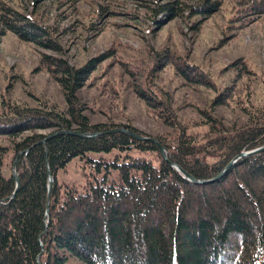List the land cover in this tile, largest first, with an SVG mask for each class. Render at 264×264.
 <instances>
[{
    "label": "trees",
    "instance_id": "16d2710c",
    "mask_svg": "<svg viewBox=\"0 0 264 264\" xmlns=\"http://www.w3.org/2000/svg\"><path fill=\"white\" fill-rule=\"evenodd\" d=\"M23 2L31 14L0 0L2 32L53 52L42 54L39 68L61 85L65 106L0 104V137L12 143L0 144V264H69L72 258L85 264H264V150L238 158L204 184L173 165L196 179L216 178L242 152L264 145V107H244L245 122L226 123L217 108L228 105L236 87L215 88L200 110L206 130L199 136L177 114L170 92L155 83L170 60L153 52L151 75L135 90L172 132L151 137L127 123H92L79 92L111 53L71 64L57 32L36 17L41 0ZM145 2L158 27L182 17L204 20L221 6L220 0ZM239 11L247 13L232 20L247 23L264 12V3L244 1ZM172 63L189 81L215 86L187 60ZM142 69L145 76L148 68ZM10 153L17 191L13 172L4 173ZM77 156L93 168L80 187L58 179Z\"/></svg>",
    "mask_w": 264,
    "mask_h": 264
},
{
    "label": "rangeland",
    "instance_id": "374dc122",
    "mask_svg": "<svg viewBox=\"0 0 264 264\" xmlns=\"http://www.w3.org/2000/svg\"><path fill=\"white\" fill-rule=\"evenodd\" d=\"M6 1L26 14L33 10L22 0ZM145 1L41 0L36 8L40 23L57 32L64 57L71 64L81 66L93 57L111 53L79 92L92 123H127L151 137L172 132L135 90L151 75L153 52L168 54L170 61L166 62L170 64L151 80L154 78L160 89L170 92L177 114L199 136L206 130L200 110L215 96V88L236 87L228 105L217 108V114L226 123L245 122L244 107H264V12L247 23L232 20L239 13H247L239 11L244 1L255 0H220L219 10L207 19L182 17L159 27L149 18L148 7L152 4ZM2 29L0 26V104L6 99L30 106L47 102L63 108L61 85L51 73L39 68L42 54L53 52ZM183 60L206 72L215 86L194 83L181 76L172 62ZM142 65L148 68L145 76L139 74L143 72ZM0 144L12 146L7 137H0ZM88 155L100 156L95 152ZM8 156L4 167L7 176L14 171L13 155ZM90 165L77 156L60 170L58 179L80 187L86 173L93 171ZM69 264L85 263L72 258Z\"/></svg>",
    "mask_w": 264,
    "mask_h": 264
},
{
    "label": "water",
    "instance_id": "95a60500",
    "mask_svg": "<svg viewBox=\"0 0 264 264\" xmlns=\"http://www.w3.org/2000/svg\"><path fill=\"white\" fill-rule=\"evenodd\" d=\"M117 130H119V131H125L126 129H124V128H118V129H116V131ZM75 134H78V135H82V136H92L91 134H89V135H87V134H83V133H80V132H75ZM53 135H55V133H50L47 137H46V139L47 138H50V137H52ZM93 135H96V134H93ZM140 138H146V139H152L153 141H156L155 139H153V138H148V137H141V136H139ZM159 147L161 148V150H162V152H163V155L165 156V157H167V154H166V151H165V149L163 148V146L161 145V144H159ZM262 150H264V145L263 146H261V147H258V148H256V149H253V150H250V151H244V152H242L240 155H238L233 161H231L230 163H229V165L216 177V178H214V179H212V180H202V179H196L195 177H193L191 174H189V173H187V172H185V171H183L179 166H177V165H175V164H173L175 167H177L179 170H181L183 173H184V176L188 179V180H190L191 182H193V183H197V184H204V183H208V182H211V181H214L215 179H219L231 166H232V164L238 159V158H241V157H243V156H246V155H249V154H252V153H255V152H258V151H262ZM13 174H14V176H15V179H16V182H17V185H16V191H17V189H18V187H19V185H20V179H19V176H18V174H17V172H16V165H14V171H13ZM53 181H54V177L52 176V175H50V177H49V190H50V188H51V186H52V184H53ZM16 191L14 192V194H13V196L15 195V193H16Z\"/></svg>",
    "mask_w": 264,
    "mask_h": 264
}]
</instances>
